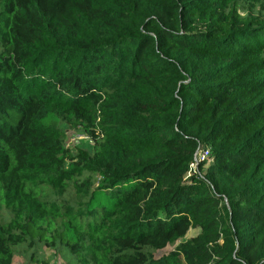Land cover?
Returning a JSON list of instances; mask_svg holds the SVG:
<instances>
[{"label": "trees", "instance_id": "trees-1", "mask_svg": "<svg viewBox=\"0 0 264 264\" xmlns=\"http://www.w3.org/2000/svg\"><path fill=\"white\" fill-rule=\"evenodd\" d=\"M3 210L0 264H264V0H0Z\"/></svg>", "mask_w": 264, "mask_h": 264}, {"label": "rangeland", "instance_id": "rangeland-1", "mask_svg": "<svg viewBox=\"0 0 264 264\" xmlns=\"http://www.w3.org/2000/svg\"><path fill=\"white\" fill-rule=\"evenodd\" d=\"M89 143L87 136L80 129H71L66 131L65 145L71 149L77 146L87 145ZM51 196L50 194L47 197ZM8 218L7 211H0V222ZM198 232V229H190L187 237H192ZM14 255L11 264H64L67 257L64 251L55 252L46 248L42 243H35L32 247L20 244L13 247ZM54 260V261H52ZM38 261V262H37ZM52 261V262H51Z\"/></svg>", "mask_w": 264, "mask_h": 264}, {"label": "built area", "instance_id": "built-area-1", "mask_svg": "<svg viewBox=\"0 0 264 264\" xmlns=\"http://www.w3.org/2000/svg\"><path fill=\"white\" fill-rule=\"evenodd\" d=\"M208 154V148L203 146V145H199L196 149V151L193 154L192 157V161L189 165V171L188 174L190 172H194L197 168V165L199 162L203 161L205 159V157ZM37 264H42V263H37Z\"/></svg>", "mask_w": 264, "mask_h": 264}]
</instances>
